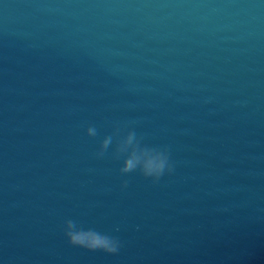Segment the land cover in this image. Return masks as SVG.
<instances>
[{
    "label": "water",
    "instance_id": "95a60500",
    "mask_svg": "<svg viewBox=\"0 0 264 264\" xmlns=\"http://www.w3.org/2000/svg\"><path fill=\"white\" fill-rule=\"evenodd\" d=\"M0 264H264V0H0Z\"/></svg>",
    "mask_w": 264,
    "mask_h": 264
}]
</instances>
